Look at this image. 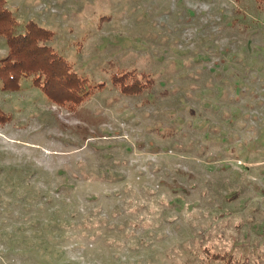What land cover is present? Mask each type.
Listing matches in <instances>:
<instances>
[{"label":"rangeland","instance_id":"obj_1","mask_svg":"<svg viewBox=\"0 0 264 264\" xmlns=\"http://www.w3.org/2000/svg\"><path fill=\"white\" fill-rule=\"evenodd\" d=\"M7 5L105 84L76 110L0 88V264H264V2ZM126 70L154 86L121 93Z\"/></svg>","mask_w":264,"mask_h":264},{"label":"trees","instance_id":"obj_2","mask_svg":"<svg viewBox=\"0 0 264 264\" xmlns=\"http://www.w3.org/2000/svg\"><path fill=\"white\" fill-rule=\"evenodd\" d=\"M16 25L17 20L7 0H0V36L6 38L8 46L7 54L0 59L2 90L17 91L21 80L30 78L54 103L76 110L97 90L104 88L105 83H93L79 75L71 62L48 44L55 33L51 29L31 19L26 23L25 30L17 33ZM112 84L123 94L136 95L151 89L155 79L147 72L126 70L114 73ZM8 120L9 117L0 110V122ZM200 264H247V261L225 252L213 253L209 262Z\"/></svg>","mask_w":264,"mask_h":264}]
</instances>
